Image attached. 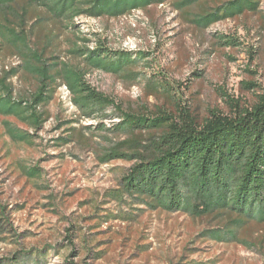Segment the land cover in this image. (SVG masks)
<instances>
[{
  "label": "rangeland",
  "instance_id": "rangeland-1",
  "mask_svg": "<svg viewBox=\"0 0 264 264\" xmlns=\"http://www.w3.org/2000/svg\"><path fill=\"white\" fill-rule=\"evenodd\" d=\"M212 4L187 11L200 13ZM75 23L59 43L66 60L74 34L87 36L90 45L104 40L111 51L144 52L134 68L137 78L102 71L86 76L124 110L176 115L185 109L202 123L212 111L233 115L238 104L251 108L264 95V0L256 12L207 28L189 22L169 1L119 18L78 17ZM224 36L238 44H223ZM12 65L20 70L12 79L15 91H32L35 81L21 70L14 50L0 45V71ZM46 109L50 118L39 131L0 114V264H15L14 256L18 264H36L37 253L39 264H264V223L250 220L238 229L245 243L217 242L203 234L227 223L214 213L195 218L149 209L121 194L130 162L98 161L96 151L110 142L94 130L96 120L73 122L79 112L64 87ZM7 122L33 133L35 144L13 141ZM69 126L91 135L88 141L56 145ZM31 166L41 169L39 178L23 173Z\"/></svg>",
  "mask_w": 264,
  "mask_h": 264
},
{
  "label": "trees",
  "instance_id": "trees-1",
  "mask_svg": "<svg viewBox=\"0 0 264 264\" xmlns=\"http://www.w3.org/2000/svg\"><path fill=\"white\" fill-rule=\"evenodd\" d=\"M167 1L184 12L189 22L207 28L256 12L262 0H0V45L14 50L21 70L35 81L32 91L16 92L12 79L20 71L18 66L3 68L0 114L39 131L50 118L46 107L56 89L66 86L79 112L73 122L96 120L94 130L102 131L110 142L96 151L98 161L131 163L120 180L121 194L152 210L180 211L195 218L214 213L227 223L206 230V237L245 243L238 229L250 220L264 223V95L251 108L238 104L233 115L212 111L202 123L185 109L176 115L164 109L136 113L124 110L121 103L92 86L86 76L102 71L137 78L134 68L144 52L111 51L104 40L90 45L87 36L74 34L76 41L67 49L71 59L61 56L62 35L77 27L78 17L119 18ZM205 1L213 4L200 13L187 11ZM222 43L237 45L238 41L229 36ZM105 119L116 120L106 126ZM66 123L72 121L60 122L58 127ZM6 130L13 141L35 144L34 134L27 130L8 122ZM90 136L69 126L65 136L56 138V145L75 140L84 144ZM23 173L39 178L42 172L31 166L23 167ZM0 215L1 222V204ZM39 259L37 253L34 263L39 264ZM12 261L18 264L17 256Z\"/></svg>",
  "mask_w": 264,
  "mask_h": 264
},
{
  "label": "built area",
  "instance_id": "built-area-1",
  "mask_svg": "<svg viewBox=\"0 0 264 264\" xmlns=\"http://www.w3.org/2000/svg\"><path fill=\"white\" fill-rule=\"evenodd\" d=\"M62 87H64V88L67 90V92L69 93V91H68V89L66 88V86L63 85Z\"/></svg>",
  "mask_w": 264,
  "mask_h": 264
}]
</instances>
